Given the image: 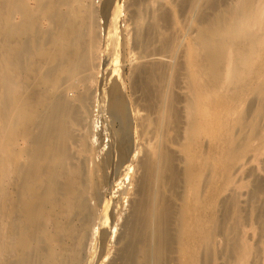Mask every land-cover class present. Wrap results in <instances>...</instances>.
<instances>
[{
    "label": "bare ground",
    "instance_id": "obj_1",
    "mask_svg": "<svg viewBox=\"0 0 264 264\" xmlns=\"http://www.w3.org/2000/svg\"><path fill=\"white\" fill-rule=\"evenodd\" d=\"M117 1L0 0V264H252L264 249L220 196L260 128L264 0ZM120 11L136 59L168 60L132 67L130 99L94 63L119 52ZM142 150L104 231L102 191L127 198Z\"/></svg>",
    "mask_w": 264,
    "mask_h": 264
},
{
    "label": "rangeland",
    "instance_id": "obj_2",
    "mask_svg": "<svg viewBox=\"0 0 264 264\" xmlns=\"http://www.w3.org/2000/svg\"><path fill=\"white\" fill-rule=\"evenodd\" d=\"M98 1L99 0H95L96 6L100 5L97 3ZM128 1L129 0H118L117 4L120 9H122L128 4ZM30 5L34 6L33 1L30 2ZM126 17V12H119L120 21L118 22V33L121 35L122 45L120 46L117 55L107 61L105 54L109 50V47L101 42L95 50L94 63L96 67V78L98 80L105 79L108 80V82L116 80L122 81L125 90L124 93L126 97L130 99V97L134 98L131 90V81L134 76L132 73V67L146 61L168 62V60L158 57L143 60L136 59L138 50L134 48L132 41L134 26L130 22L126 23L125 21H121L125 20ZM262 18L264 19V14L262 15ZM103 22L104 20L102 18L98 21L99 26H101V29L98 30L100 38H103L105 34ZM259 79L261 78L259 77L257 81H259ZM258 104H260V99L255 96H250V105L253 109L247 117V120L257 121L260 128L251 136V148L241 155V159H239L234 169L233 179L228 187V191L221 194L220 200H224L228 194L233 196L239 210L241 211L240 215L243 222V226L240 228L241 234L244 235L252 245L264 249V108L262 115L257 116L256 107ZM244 108L245 107L242 109ZM242 109H238V111H241ZM104 118L107 120L108 115L106 114ZM236 131H238V129H236ZM106 141L107 137L103 142L106 143ZM143 156V150L136 156L132 180L130 184L127 185V198L122 200V197L119 195L120 190H117L116 187L110 191V194L106 190L102 191L103 195L108 199L110 198L114 203L113 205L104 204L103 208H100V221L103 220V223L101 222L100 224V229H103L104 231L107 229L108 224L111 221L110 215H112V213L115 214L120 210L122 215H127L129 213L130 203L138 199L135 185L142 171L139 161ZM107 174H110V170L107 171ZM117 201H119V205L116 204ZM125 204L128 206H124ZM120 205L122 206L119 207ZM109 244L111 245L108 254V259L110 261L117 257L122 241H116L115 239L114 242H110ZM109 244L106 248L110 246ZM221 244L222 242H220V246L222 247ZM95 251H97L96 248H93L91 254H95ZM223 262L224 260L221 257L220 264ZM252 264H264V253L258 254Z\"/></svg>",
    "mask_w": 264,
    "mask_h": 264
}]
</instances>
